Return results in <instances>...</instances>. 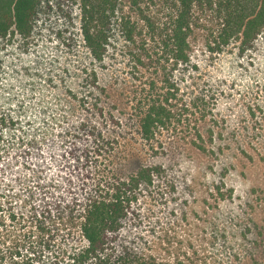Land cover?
<instances>
[{"label":"trees","instance_id":"trees-1","mask_svg":"<svg viewBox=\"0 0 264 264\" xmlns=\"http://www.w3.org/2000/svg\"><path fill=\"white\" fill-rule=\"evenodd\" d=\"M77 1L72 59L7 81L22 47L9 38H34L41 0H0V264H240L196 213L175 211L169 168L150 160L174 139L208 151L214 96L192 81L183 93L194 40L245 53L264 0Z\"/></svg>","mask_w":264,"mask_h":264},{"label":"rangeland","instance_id":"rangeland-1","mask_svg":"<svg viewBox=\"0 0 264 264\" xmlns=\"http://www.w3.org/2000/svg\"><path fill=\"white\" fill-rule=\"evenodd\" d=\"M79 20L77 0H41L34 38L10 37L15 47L22 45L21 51L2 52L9 66L3 80L16 79L33 61L47 71L61 69L80 45ZM193 48L197 70L183 93H189L192 81L214 96L216 108L209 110L218 123L209 114L202 128L208 141L216 123L214 141L201 153L174 139L162 156L149 160L169 168L175 211L178 203L197 214L205 232L219 234L214 251L224 258L229 250L236 251L240 264H264V31L245 53L233 45L211 54L201 34ZM127 72L123 68L121 77L126 79Z\"/></svg>","mask_w":264,"mask_h":264}]
</instances>
